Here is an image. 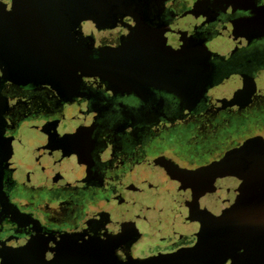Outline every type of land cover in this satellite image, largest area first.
<instances>
[{
    "label": "flooded vegetation",
    "instance_id": "obj_1",
    "mask_svg": "<svg viewBox=\"0 0 264 264\" xmlns=\"http://www.w3.org/2000/svg\"><path fill=\"white\" fill-rule=\"evenodd\" d=\"M146 12L161 37L143 29V63L133 59L125 76L114 62L122 46L138 51L135 16L106 26L50 22L0 46V264H220L224 255L222 264H232L234 250L215 247L223 245L217 237L202 248L205 219L192 220V207L209 166L250 138L194 167L164 153L152 158L149 148L162 125L200 116L263 75L264 0H163ZM181 43L208 78L191 98L170 70L171 59L181 63ZM30 152L40 161L24 172ZM44 177L67 212L80 211L65 214L66 226L20 208L19 188L38 189ZM183 187L186 200L166 207ZM228 214L215 220L226 225L228 247L239 241L253 254L239 260L264 264L261 219Z\"/></svg>",
    "mask_w": 264,
    "mask_h": 264
},
{
    "label": "water",
    "instance_id": "obj_2",
    "mask_svg": "<svg viewBox=\"0 0 264 264\" xmlns=\"http://www.w3.org/2000/svg\"><path fill=\"white\" fill-rule=\"evenodd\" d=\"M158 1L163 2V0H12V3L7 6L0 3V46H12L22 40L25 35L27 37L36 33L50 22L66 24L67 22L93 21L104 25V22L112 21L114 16H119L120 19L128 15L136 17L140 14L142 16L144 9H146L145 4L150 7L152 2ZM150 35L153 36V33ZM138 42L140 44L142 39H139ZM166 42L168 43L167 40L163 41L160 48H164ZM177 47L180 52L176 55L178 58L182 57L183 62H171L172 68L170 70L175 73L179 71L188 78L192 68L185 62L186 58L190 59V57L184 58L183 53L189 47L183 44L177 45ZM122 49L127 50L125 46H122ZM141 52L142 50L138 46V51L133 52L134 59L140 58ZM118 56L114 64L117 65L118 72L125 76L130 69L128 59L132 65L131 57L127 59V56L126 58ZM173 59L177 60V58ZM238 202L243 203L245 211H250L258 204L264 207V140L261 137L246 140L240 147L228 151L219 161H215L209 166L201 193L195 197L192 207V220H196V218L205 219L201 221L200 226L204 232L202 248L205 243L212 239L213 235L214 239L216 237L217 240L219 239L218 242L222 240L223 245L217 244L215 247H223L222 249H225L223 253L228 254L234 250L233 255H231L232 264H249L237 258V255L244 254L245 248L239 244V241L237 245L228 247V236L224 234L226 225L215 221L222 217L224 211L228 212V209L238 208ZM212 220L213 224L209 222ZM262 229H264L263 221ZM242 249L243 253L239 254L238 252ZM211 250L214 251V248L211 247ZM183 255L178 254V257ZM244 255L247 259L252 260L253 258V254L249 256L246 253ZM163 257L172 258L175 255ZM228 258L230 257L224 255L220 264ZM263 259L264 255H262ZM202 264L206 263L202 262Z\"/></svg>",
    "mask_w": 264,
    "mask_h": 264
},
{
    "label": "rangeland",
    "instance_id": "obj_3",
    "mask_svg": "<svg viewBox=\"0 0 264 264\" xmlns=\"http://www.w3.org/2000/svg\"><path fill=\"white\" fill-rule=\"evenodd\" d=\"M259 135L264 136V73L234 98L227 99L212 110L175 125H162L153 139L149 153L152 158L164 153L186 167H194L221 156L226 150L235 148L248 138ZM28 155L21 163L24 172H30L40 161L38 154L30 152ZM46 184L47 178L44 177L38 189L27 191L19 188L20 208L35 211L48 225H68L65 214L80 213L79 209L67 212L69 207L64 208V200H57V194L62 192L48 191ZM189 190L191 189L186 187L172 190V194L165 198V206L169 207L170 202L175 200H186L184 195ZM148 244L145 241L141 246Z\"/></svg>",
    "mask_w": 264,
    "mask_h": 264
},
{
    "label": "bare ground",
    "instance_id": "obj_4",
    "mask_svg": "<svg viewBox=\"0 0 264 264\" xmlns=\"http://www.w3.org/2000/svg\"><path fill=\"white\" fill-rule=\"evenodd\" d=\"M152 3L150 5V7L148 6V4H145V8L146 9H144V15L141 16L139 14L138 16L134 17V23L136 24V27H137L136 29L139 32H142L143 29L148 28L150 30V33H153V37H155V36L161 37L158 28L157 29H154V30L152 29L153 24H154V20L153 19L150 20V21L147 20V17H149L151 19L150 14H148V12H146V11H150V8L152 6ZM128 16H130V15H128ZM118 17L119 16H117V17L114 16V19L112 21L104 22V24H109L110 22H114L116 19H118ZM91 22H93V21H91ZM67 23H69L70 25L73 24V23H70V22H67ZM93 23H95V22H93ZM95 24L97 26L100 25V24H97V23H95ZM148 29H145V31H149ZM144 35H145V33L143 35H142V33H140L139 36L137 35V37H133L134 38V41H136L137 39L139 40ZM177 40H178V42H180L182 40V38H178ZM169 43H171V42H169V41H168V43L166 42L164 44V47L168 48V44ZM181 45H182V43L179 46H181ZM183 45H186V44H183ZM138 46L141 48V50L142 49H146L145 46L142 47L140 44ZM152 47H153V45L150 44V48H152ZM176 48H178V47L176 46ZM119 52L120 53L118 55H121V56H118V57L126 58V56H127V59L131 57V61L133 62V59L135 57L134 54L129 53L128 50H126V49L125 50H121L120 49ZM125 53H128V54H125ZM183 56H184V58L186 56H189L190 57V59H187L186 58L185 64H189L192 69L190 68L191 69V73L189 74L188 78H186L181 73H179L181 75V81L180 82H182V88L181 89L184 92V96H186L188 98H191L194 95V93H195V95L197 94L196 96H198V93L201 90L202 86L205 85V83L208 82V78L206 77V72H201L200 68H198L200 66V62L199 61H195V60H199L198 57H197L198 55L197 56H194L189 51H185V53H183ZM179 59L181 60V63H182L183 62V58L182 57H179ZM128 61H129V67H131L130 60L128 59ZM136 61L137 62H135L134 64H139L140 65V64L143 63V60H142L141 57L140 58H136ZM170 62H172V59H171ZM166 68H167V66H166ZM187 68H188V66H187ZM194 82H195V86L193 87V83ZM191 83H192V85L189 88V86H190ZM179 96L182 97L181 95H179ZM183 99L184 98L182 97V100ZM236 195H239V194H236ZM258 205L257 206L255 205L250 211H245L244 210L243 203H239L238 202V208L234 207L233 209H228L229 210L228 211V213H229L228 216L230 215V216H232L234 218H236V216H238L237 219L241 223H244L246 221H248V222L249 221H253L254 219H257V218L261 219V221L264 222V207H262V205H259V206ZM262 249H263L262 251H263V254H264V247H263V245H262Z\"/></svg>",
    "mask_w": 264,
    "mask_h": 264
}]
</instances>
